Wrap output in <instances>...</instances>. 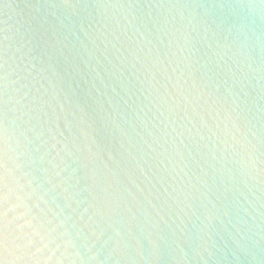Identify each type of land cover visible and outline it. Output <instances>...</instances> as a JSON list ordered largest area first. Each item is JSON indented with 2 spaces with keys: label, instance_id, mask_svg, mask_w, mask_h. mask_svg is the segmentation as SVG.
Segmentation results:
<instances>
[{
  "label": "clouds",
  "instance_id": "clouds-1",
  "mask_svg": "<svg viewBox=\"0 0 264 264\" xmlns=\"http://www.w3.org/2000/svg\"><path fill=\"white\" fill-rule=\"evenodd\" d=\"M0 264H264V0H0Z\"/></svg>",
  "mask_w": 264,
  "mask_h": 264
}]
</instances>
